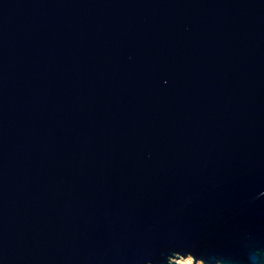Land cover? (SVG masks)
Returning a JSON list of instances; mask_svg holds the SVG:
<instances>
[{
    "label": "water",
    "instance_id": "water-1",
    "mask_svg": "<svg viewBox=\"0 0 264 264\" xmlns=\"http://www.w3.org/2000/svg\"><path fill=\"white\" fill-rule=\"evenodd\" d=\"M189 256L264 264V0H0V264Z\"/></svg>",
    "mask_w": 264,
    "mask_h": 264
},
{
    "label": "rangeland",
    "instance_id": "rangeland-1",
    "mask_svg": "<svg viewBox=\"0 0 264 264\" xmlns=\"http://www.w3.org/2000/svg\"><path fill=\"white\" fill-rule=\"evenodd\" d=\"M188 260H191L190 262ZM174 264H193V259L189 256V257H179V258H175L174 259ZM194 264H203L202 262L198 261Z\"/></svg>",
    "mask_w": 264,
    "mask_h": 264
},
{
    "label": "bare ground",
    "instance_id": "bare-ground-1",
    "mask_svg": "<svg viewBox=\"0 0 264 264\" xmlns=\"http://www.w3.org/2000/svg\"><path fill=\"white\" fill-rule=\"evenodd\" d=\"M189 262L191 261V260H188Z\"/></svg>",
    "mask_w": 264,
    "mask_h": 264
}]
</instances>
